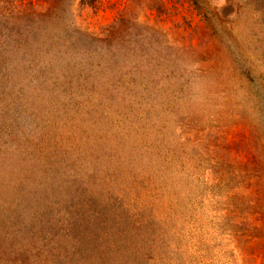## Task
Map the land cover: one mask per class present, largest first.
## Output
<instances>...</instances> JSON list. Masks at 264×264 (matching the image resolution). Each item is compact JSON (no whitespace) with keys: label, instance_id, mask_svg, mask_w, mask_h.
I'll use <instances>...</instances> for the list:
<instances>
[{"label":"rangeland","instance_id":"rangeland-1","mask_svg":"<svg viewBox=\"0 0 264 264\" xmlns=\"http://www.w3.org/2000/svg\"><path fill=\"white\" fill-rule=\"evenodd\" d=\"M4 21L0 264H264V24L245 0Z\"/></svg>","mask_w":264,"mask_h":264},{"label":"trees","instance_id":"trees-1","mask_svg":"<svg viewBox=\"0 0 264 264\" xmlns=\"http://www.w3.org/2000/svg\"><path fill=\"white\" fill-rule=\"evenodd\" d=\"M56 1L57 0H0V16L4 17L5 21L8 23L14 19V23H19L21 26L26 25V29L37 31L52 19L55 11L61 10L64 0L60 1V5L56 3ZM84 1L88 4H94L97 0ZM241 3L243 4V0H240V4ZM245 5L252 7L253 10L258 13L260 22L264 24V0H245ZM18 18L24 21H16ZM220 23H222V21ZM4 32H6L5 34H12V29L7 28ZM116 73L120 77H126L124 72L118 73V71H116ZM262 86L263 85H261V87ZM248 146L249 143H245L244 152H248V149L245 148ZM259 149L260 156L264 157V145L260 148L259 143Z\"/></svg>","mask_w":264,"mask_h":264}]
</instances>
